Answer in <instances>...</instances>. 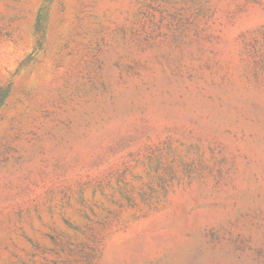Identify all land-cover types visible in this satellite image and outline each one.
Segmentation results:
<instances>
[{"label":"rangeland","instance_id":"rangeland-1","mask_svg":"<svg viewBox=\"0 0 264 264\" xmlns=\"http://www.w3.org/2000/svg\"><path fill=\"white\" fill-rule=\"evenodd\" d=\"M0 264H264V0H0Z\"/></svg>","mask_w":264,"mask_h":264}]
</instances>
